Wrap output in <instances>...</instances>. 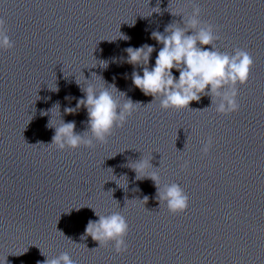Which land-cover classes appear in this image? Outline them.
<instances>
[{"label":"clouds","instance_id":"1","mask_svg":"<svg viewBox=\"0 0 264 264\" xmlns=\"http://www.w3.org/2000/svg\"><path fill=\"white\" fill-rule=\"evenodd\" d=\"M154 9H159V7ZM200 14L199 5L193 4L192 12L186 21L187 27H178L172 23L164 29V33H152V38L163 47L160 48L155 59V66L151 69L148 63L155 50L153 46L145 44L139 48L126 49L128 63L143 66V75L133 72V84L145 95L152 96L153 101L159 98V107L165 111L189 108L191 102L199 101L202 96L207 95L216 105L215 110L218 114L229 115L238 112L240 105L237 100V85H244L248 82L254 60L248 51L240 48H236L233 54L219 51L215 43L219 40V36L215 34V26L202 22L199 19ZM189 30L192 32L191 35L187 34ZM122 38L129 39L126 36ZM204 46H210V49ZM13 47L14 44L7 34L5 20L0 18V49L10 50ZM173 69L179 71L178 79L173 75ZM111 86V89H116L114 85ZM82 91L86 93V98L80 99L75 108L66 107L64 111L66 114H71L82 106L86 108L89 131L83 135L76 134L74 121L67 123L62 121L60 126L56 127L52 143L49 144H55L59 150L65 148L75 150L81 145L95 147L93 140L106 143L114 129L122 128L127 118L136 110V105L140 104L139 102L133 103L131 99H125L126 102L121 105L114 98L111 90L104 86L99 90L88 86ZM57 106L59 108L58 104L54 107ZM89 132L92 136L86 139L85 135ZM211 145L212 139L209 138L202 151L207 154ZM150 160L151 158L136 162V168L133 169L137 173L141 169L153 168ZM187 166L185 162L184 167ZM150 178L155 182L160 205L166 202L172 214L183 213L187 210L189 198L178 184L172 183L161 188L155 171L151 173ZM137 179H139L138 176ZM143 200L147 203L148 197L145 196ZM95 214L99 219L88 221L85 235L81 236V239L91 236L99 243V247L112 243L116 254L126 252L129 225L125 217L119 212L109 215H100L97 212ZM43 264H75V261L67 252H63L54 258L46 256Z\"/></svg>","mask_w":264,"mask_h":264}]
</instances>
